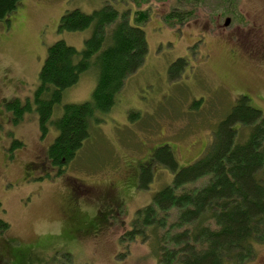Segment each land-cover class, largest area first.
Instances as JSON below:
<instances>
[{
	"label": "rangeland",
	"instance_id": "1",
	"mask_svg": "<svg viewBox=\"0 0 264 264\" xmlns=\"http://www.w3.org/2000/svg\"><path fill=\"white\" fill-rule=\"evenodd\" d=\"M106 1L21 0L10 20L0 21V221L7 223L0 243L15 239L41 261L158 264L147 228L141 231L146 237L130 233L137 210L172 180L171 171L152 161L153 153L167 143L178 166L196 160L241 94L264 113V0H108L130 7V16L147 11L144 61L125 79L113 107L90 126L73 158L43 174L30 171L33 178L25 180L28 164L49 165L46 149L55 130L49 124L42 133L33 110L17 122L6 119L4 100H31L47 47L57 39L83 48L91 28L57 30L65 10L90 12ZM173 10L181 21L165 19ZM179 58L181 70L170 73ZM95 84L96 69L90 67L64 91L61 104L89 100ZM246 130L240 129L241 140ZM14 140L20 145L11 149ZM144 169H151V177L137 187L134 171ZM80 182L94 193L80 202L75 222L94 221L97 229L69 237L63 234L69 228L65 214L72 208L71 189ZM110 188L112 203L106 199ZM242 264H264V243L255 244L254 255Z\"/></svg>",
	"mask_w": 264,
	"mask_h": 264
},
{
	"label": "trees",
	"instance_id": "2",
	"mask_svg": "<svg viewBox=\"0 0 264 264\" xmlns=\"http://www.w3.org/2000/svg\"><path fill=\"white\" fill-rule=\"evenodd\" d=\"M20 4L21 0H0V21L8 22ZM130 9L107 0L90 12L79 7L65 10L57 30L91 28L83 48L57 39L47 47L31 100L22 104L18 99L4 100L13 122L33 110L42 133L49 124L55 130L46 149L49 165L40 166L37 173L73 158L89 137L90 126L113 107L125 79L143 63L147 41L142 26L148 14L137 10L130 16ZM181 17L174 10L165 15V19L178 21ZM182 61L176 59L169 72L180 71ZM90 67L96 69L91 98L61 104L64 91ZM242 127L248 130L241 140ZM18 145V140L12 141L11 149ZM152 161L171 171L172 180L137 210L130 233L146 237L141 231L147 228L158 264H242L254 255L255 244L264 243V113L250 106L245 95H239L218 122L196 160L178 166L171 146L163 143L156 147ZM151 173V169L134 171L137 187L145 186ZM199 179L203 182L195 185ZM76 219L75 215L73 223H67L69 228L63 234L71 237L78 229H89L76 224ZM6 229L7 223L0 221V235ZM2 241L0 264H64L53 258L39 260L32 248L15 239Z\"/></svg>",
	"mask_w": 264,
	"mask_h": 264
},
{
	"label": "flooded vegetation",
	"instance_id": "3",
	"mask_svg": "<svg viewBox=\"0 0 264 264\" xmlns=\"http://www.w3.org/2000/svg\"><path fill=\"white\" fill-rule=\"evenodd\" d=\"M11 117H12V114L11 115H9V112L7 113V115H6V119H9V120H11ZM38 168L40 169V165H38V164H36V163H31V164H28L27 166H26V168H25V171H24V173H25V180H27L28 178H31L32 176H33V174L32 173H30V171H35V172H38ZM49 168V167H48ZM127 176H128V174H127ZM33 178V177H32ZM127 178V177H126ZM76 188H72L71 189V192H70V194H69V198H70V200H71V203H72V208H69L68 209V207H67V210H68V213H66L65 214V216H66V220L65 221H67V223L69 222V223H73V220H74V218H75V215L76 216H78V213L77 212H79L78 210H77V207L80 205V202L81 201H83V202H85V201H88L89 200V197H90V195L92 194V193H94V192H92L93 190L91 189V187L90 186H88V185H86V184H84V183H82V182H80L78 185H76L75 186ZM124 188H126L125 186H124ZM110 191H111V193L109 194L108 193V196L106 197V199H107V201H111V203L112 202H114V199H113V201H112V197H113V194H114V190H113V188H110L109 189ZM110 191H108V192H110ZM92 192V193H91ZM109 201V202H110ZM68 206V205H67ZM103 217V216H102ZM87 224H85L86 226H89V229H84L86 232H90L91 230V228H94V229H92V230H95V229H97V227L95 226V223H94V221H88V222H86ZM84 230H80L79 231V229L77 230V232L76 233H78V232H84ZM85 232V233H86Z\"/></svg>",
	"mask_w": 264,
	"mask_h": 264
},
{
	"label": "water",
	"instance_id": "4",
	"mask_svg": "<svg viewBox=\"0 0 264 264\" xmlns=\"http://www.w3.org/2000/svg\"><path fill=\"white\" fill-rule=\"evenodd\" d=\"M228 22H229V19L226 18L224 24H228Z\"/></svg>",
	"mask_w": 264,
	"mask_h": 264
}]
</instances>
